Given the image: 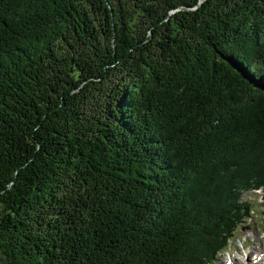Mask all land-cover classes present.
<instances>
[{"label": "trees", "instance_id": "16d2710c", "mask_svg": "<svg viewBox=\"0 0 264 264\" xmlns=\"http://www.w3.org/2000/svg\"><path fill=\"white\" fill-rule=\"evenodd\" d=\"M252 190L264 0H0V264H210Z\"/></svg>", "mask_w": 264, "mask_h": 264}, {"label": "rangeland", "instance_id": "374dc122", "mask_svg": "<svg viewBox=\"0 0 264 264\" xmlns=\"http://www.w3.org/2000/svg\"><path fill=\"white\" fill-rule=\"evenodd\" d=\"M242 200L247 201L250 205L249 215L242 218L227 248L223 253H219L210 264H233L232 258L234 257L238 262L237 264H245L246 254H248L247 260H250V263L264 264V246L262 245V242L264 243V232L262 230L264 191L252 190L245 192L242 195ZM255 248H258L256 253H254ZM262 250L263 253H260ZM257 253L260 254L257 255ZM261 258L262 261L259 262L258 260Z\"/></svg>", "mask_w": 264, "mask_h": 264}, {"label": "bare ground", "instance_id": "6f19581e", "mask_svg": "<svg viewBox=\"0 0 264 264\" xmlns=\"http://www.w3.org/2000/svg\"><path fill=\"white\" fill-rule=\"evenodd\" d=\"M262 245L264 246V243L262 242ZM258 251V248H255V250H254V253H256ZM260 253H263V250H262V252H260ZM260 253H257V255H259ZM253 255V254H252ZM247 256H248V254H246V260H245V264H254V262H249L248 260H247ZM257 258V257H256ZM249 259V258H248ZM232 261H234V262H232L233 264H237L238 262H237V260L235 259V257L234 258H232ZM259 262H261L262 261V258L261 259H259L258 260ZM259 264V263H258Z\"/></svg>", "mask_w": 264, "mask_h": 264}]
</instances>
